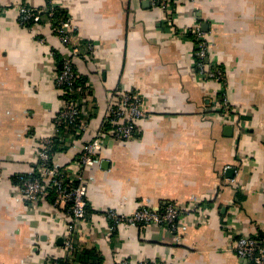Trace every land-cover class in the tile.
I'll return each instance as SVG.
<instances>
[{"label": "crops", "instance_id": "1", "mask_svg": "<svg viewBox=\"0 0 264 264\" xmlns=\"http://www.w3.org/2000/svg\"><path fill=\"white\" fill-rule=\"evenodd\" d=\"M52 1L77 27L72 41L92 46L74 61L90 128L54 154L52 166H71L100 127L109 92H135L145 110L136 135L108 140L85 173L83 246L103 264H250L234 241L240 234L264 241V0H183L172 24L148 0ZM18 2L40 9L47 0H0L9 7L0 17V264H50L67 256L65 227L52 206L27 208L13 178L27 172L39 141L54 133L62 100L50 53L63 48L48 20L19 24ZM196 25L207 34L209 62L226 72L232 121L216 111L219 86L194 70L189 30ZM165 203L187 211L175 231L112 230L105 217L111 209L131 214Z\"/></svg>", "mask_w": 264, "mask_h": 264}, {"label": "built area", "instance_id": "2", "mask_svg": "<svg viewBox=\"0 0 264 264\" xmlns=\"http://www.w3.org/2000/svg\"><path fill=\"white\" fill-rule=\"evenodd\" d=\"M152 7H159L165 13V20L172 24L175 18L174 9L183 0H148ZM49 10L46 6L41 8L52 16L53 5ZM25 2L14 5L19 14V24L32 20L40 21L41 16L32 12V7ZM9 7L0 6V17L4 16ZM63 50L61 71L55 78V86L59 91L62 106L54 117V133L52 136L39 141L36 159L33 165L20 177L19 187L25 205L31 210L42 211V206L48 204L56 211L55 218L65 227L63 240L66 249L68 264L78 262L79 252L84 247L82 225L87 220V184L85 173L99 163V154L107 146L108 140L127 142L137 133V122L145 116L141 97L135 92L111 91L106 97L105 112L100 127H98L89 140L83 142L81 151L71 162L70 167L57 169L52 166L50 151L57 147L56 153L63 152L65 147L79 141L83 134L90 128L91 115L84 109L85 100L82 98V89L75 85L76 68L74 61L84 57L92 50L87 44H75L72 38L77 32V27L70 16L59 23L56 29ZM193 42V64L197 77L201 81H212L218 87L219 97L216 99L215 108L227 121L233 120V112L227 96V78L225 70L208 60L209 43L207 34L196 25L189 30ZM39 42L44 43L42 38ZM85 50V52H84ZM52 55V51L50 53ZM84 100V101H83ZM60 128L66 133L60 134ZM67 131H70L67 133ZM55 153V154H56ZM52 198V199H51ZM51 202L49 204L48 202ZM183 211L173 203H166L158 207L140 206L131 214H122L114 210H107L105 217L111 222L110 228L115 230L118 226L136 225L140 227H165L175 231L177 221ZM64 214V216L62 215ZM85 248V247H84ZM234 251L237 256L250 264H264V241L261 238L240 234L234 241ZM52 264V263H50ZM117 264H165L163 262H132L127 259L117 260Z\"/></svg>", "mask_w": 264, "mask_h": 264}, {"label": "trees", "instance_id": "3", "mask_svg": "<svg viewBox=\"0 0 264 264\" xmlns=\"http://www.w3.org/2000/svg\"><path fill=\"white\" fill-rule=\"evenodd\" d=\"M52 0H47L46 3V9L49 10L50 6L52 5ZM28 7V6H27ZM31 8V7H30ZM32 9V12H36L41 16V19L39 22V24H43L44 21L43 20H48L49 23L51 24V29L54 33V35H58L56 29L59 27V23L61 21H64L67 19V17L69 16L66 11L59 5H53V12H52V16L49 17L48 15V11H45V9ZM36 23V24H37ZM35 23L32 20H29L28 22L23 24V27L25 28H30L34 25ZM37 38H42L41 36H38ZM52 57H54L55 61H56V75L58 74L59 71H61V67H62V62H63V55L61 53H59V51L52 49ZM76 80H75V85L77 88H80L83 90L84 88V79L83 77H81L78 72H76ZM82 86V87H81ZM64 98L61 97V100H63ZM91 115V114H90ZM60 134H64L66 132H64L62 130V128H60ZM70 131H67V133H69ZM67 147H65L63 150L64 151ZM57 147H54V149L52 151H50V154H52V156L56 153ZM62 169V168H60ZM20 176H16L13 178L14 182L17 183L19 185V181H20ZM52 199V198H51ZM49 204H51V202H48ZM166 204V203H165ZM164 204L160 205L163 206ZM89 205L87 206V212L90 213V209H89ZM109 224L111 225V222H109ZM260 238V237H258ZM78 262H80V264H103V258L100 256L99 252H97L95 249L93 248H84L82 247L78 258L76 259ZM52 264H68V260L65 259H56V260H52L51 261Z\"/></svg>", "mask_w": 264, "mask_h": 264}]
</instances>
